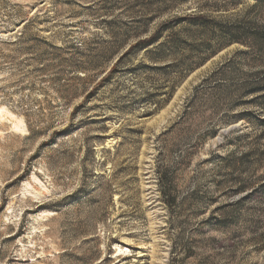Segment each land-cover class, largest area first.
I'll return each mask as SVG.
<instances>
[{
    "label": "rangeland",
    "instance_id": "1",
    "mask_svg": "<svg viewBox=\"0 0 264 264\" xmlns=\"http://www.w3.org/2000/svg\"><path fill=\"white\" fill-rule=\"evenodd\" d=\"M0 264H264V0H0Z\"/></svg>",
    "mask_w": 264,
    "mask_h": 264
},
{
    "label": "trees",
    "instance_id": "2",
    "mask_svg": "<svg viewBox=\"0 0 264 264\" xmlns=\"http://www.w3.org/2000/svg\"><path fill=\"white\" fill-rule=\"evenodd\" d=\"M198 20H202V19H199V18H197ZM192 20H196V19H192ZM142 44H144V43H142Z\"/></svg>",
    "mask_w": 264,
    "mask_h": 264
}]
</instances>
